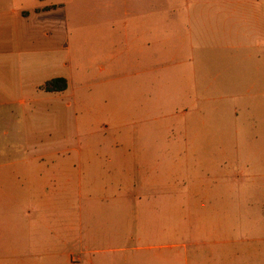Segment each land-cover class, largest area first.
<instances>
[{"label": "rangeland", "instance_id": "1", "mask_svg": "<svg viewBox=\"0 0 264 264\" xmlns=\"http://www.w3.org/2000/svg\"><path fill=\"white\" fill-rule=\"evenodd\" d=\"M52 1L50 74L68 91L34 80L22 113H0L12 162L0 187L20 191L22 219H36L34 175L56 174L45 215L64 264L110 246L130 264H264L263 41L242 35L240 0H152L144 19L106 0ZM117 230L121 242L97 239Z\"/></svg>", "mask_w": 264, "mask_h": 264}, {"label": "crops", "instance_id": "2", "mask_svg": "<svg viewBox=\"0 0 264 264\" xmlns=\"http://www.w3.org/2000/svg\"><path fill=\"white\" fill-rule=\"evenodd\" d=\"M111 5L112 12L119 13L126 5L124 13L132 15L137 19H144L145 6L152 0H106ZM60 6L52 0H0V113L6 112L22 113L21 108L15 107L26 104L22 96L29 92L32 81L40 80V85L46 93H65L68 91L70 81L65 76H54L50 74L53 51H54V13ZM62 10L65 6L62 5ZM146 17H150V12H146ZM137 14V15H136ZM239 16L244 21V32L246 37L258 36L263 42L258 48L262 53L257 57L256 62L264 61V0H240ZM64 17H69L65 15ZM254 22V27L252 26ZM247 29V30H246ZM253 34H249V32ZM248 49L250 46L245 45ZM248 58L250 55L247 56ZM64 78L67 80L68 87L63 91H48L45 85L55 79ZM29 96V95H26ZM14 100H17L14 102ZM17 105V104H16ZM13 113V112H12ZM5 128H2L4 130ZM1 130V127H0ZM3 139L14 143L16 137L8 135L5 131ZM9 162V163H8ZM11 164V160L0 158V165ZM54 164V162H52ZM62 176L68 173L59 174ZM15 179H17L16 175ZM35 176L36 184L31 189L37 195V202L32 206L25 207L28 213H36V219L24 221L22 213L24 206L19 203L20 191L18 189H8L0 187V213L15 212L14 219L4 226L0 222V241L4 244L0 246V264H53V259L59 260V264H64L65 253L53 252L54 224L45 215L48 211L54 210V205L48 203V184L56 174L38 173ZM6 177L0 173V182ZM65 192L66 190H61ZM23 192V190H22ZM12 195L11 197H6ZM64 209V205L59 207ZM67 230V227H66ZM65 225L60 227L59 244L64 245L68 242L65 235ZM120 232V231H119ZM118 230L109 235L108 232L102 234L105 241L113 244L118 240L121 242V233ZM5 234L6 236H2ZM7 237V238H6ZM205 243V242H204ZM224 245L226 241H214V247ZM111 253L100 252L103 255L96 261L89 264H130V258L123 253L125 248H114L110 246ZM210 258L207 256L201 264H208ZM190 261V259H189Z\"/></svg>", "mask_w": 264, "mask_h": 264}, {"label": "trees", "instance_id": "3", "mask_svg": "<svg viewBox=\"0 0 264 264\" xmlns=\"http://www.w3.org/2000/svg\"><path fill=\"white\" fill-rule=\"evenodd\" d=\"M68 87L67 80L64 78H55L45 85L48 91H63Z\"/></svg>", "mask_w": 264, "mask_h": 264}]
</instances>
